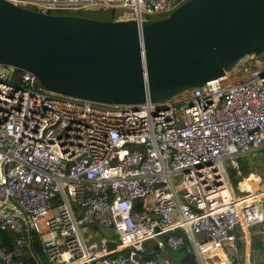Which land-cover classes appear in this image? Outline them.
<instances>
[{
    "label": "built area",
    "instance_id": "built-area-1",
    "mask_svg": "<svg viewBox=\"0 0 264 264\" xmlns=\"http://www.w3.org/2000/svg\"><path fill=\"white\" fill-rule=\"evenodd\" d=\"M9 1L143 19L183 0ZM14 69L0 63V229L14 233L0 264H26L31 233L46 264H139L132 255L146 242L174 249L185 240L197 264H251L230 254L235 227L246 238L263 220L264 184L244 183L237 159L264 144V49L163 102L134 105L59 94ZM92 224L113 228L115 246L86 243L81 227Z\"/></svg>",
    "mask_w": 264,
    "mask_h": 264
},
{
    "label": "water",
    "instance_id": "water-1",
    "mask_svg": "<svg viewBox=\"0 0 264 264\" xmlns=\"http://www.w3.org/2000/svg\"><path fill=\"white\" fill-rule=\"evenodd\" d=\"M263 49L264 0H183L143 19L44 12L0 0V63L31 73L46 90L100 103L163 102ZM97 231L106 248L115 246L108 228ZM132 258L169 264L160 253Z\"/></svg>",
    "mask_w": 264,
    "mask_h": 264
},
{
    "label": "trees",
    "instance_id": "trees-1",
    "mask_svg": "<svg viewBox=\"0 0 264 264\" xmlns=\"http://www.w3.org/2000/svg\"><path fill=\"white\" fill-rule=\"evenodd\" d=\"M103 12H109L106 13L107 17H102ZM52 13H61L54 11ZM64 13H73V14H79L83 16H88L93 18H101V19H110L113 18V12L111 10L106 9H80V10H72V11H64ZM165 14L159 15L163 16ZM18 74L21 73V70L14 69ZM239 160V157H238ZM139 203V200H136V204ZM93 229L96 231L97 234V225H93ZM179 232L178 230L175 231V233ZM249 232V240H250V257L252 260H254L255 264H260V258L263 256L264 252V222L263 220L258 223H254L252 225H249L248 227ZM100 235V234H99ZM234 247L238 250L239 254L231 255L232 261H239L241 260V250L243 248V234L239 226H236L234 229ZM14 233L7 230L0 229V246L3 249H9L11 247V244L13 242ZM30 243L32 248V253H26L22 255V259L26 264H36V261L34 257H36L40 264H46L45 258L43 254L40 251L39 246V239L37 238V235L35 233L30 234ZM150 244V247H147V244ZM148 250V251H146ZM119 252H122L123 254L128 253V249L124 248L119 250ZM141 253H147L152 255H158V253L161 254L163 258L167 260L169 264H197L196 261L193 258L192 250L189 246V243L187 240H185L180 246L171 249L167 246H163L161 248H157L152 242H146L144 244V249ZM35 254V256L33 255Z\"/></svg>",
    "mask_w": 264,
    "mask_h": 264
},
{
    "label": "rangeland",
    "instance_id": "rangeland-1",
    "mask_svg": "<svg viewBox=\"0 0 264 264\" xmlns=\"http://www.w3.org/2000/svg\"><path fill=\"white\" fill-rule=\"evenodd\" d=\"M106 13L108 14L109 12H103L101 16L107 17ZM126 13H127L126 11L124 12L121 11V12H113L112 14L114 16H118L119 14H126ZM237 161H238V166L240 167L241 170L240 171L241 177H244L245 181H247L250 184L251 188H257L260 185L264 184V145L242 154L239 157V160L237 159ZM237 179L239 180V177H237ZM230 183L233 191H236L238 187L236 182L233 181L232 175H231ZM150 203H151V198L147 197L146 204L149 205ZM262 203H264V197ZM263 216H264V209H263ZM109 231L111 238L115 240L117 238L116 232L111 227H109ZM81 233L86 243L90 241H94L97 244V248H100L101 235L97 234L96 231L93 229V224L82 226ZM150 244L151 243L147 244L148 248L150 247Z\"/></svg>",
    "mask_w": 264,
    "mask_h": 264
},
{
    "label": "crops",
    "instance_id": "crops-1",
    "mask_svg": "<svg viewBox=\"0 0 264 264\" xmlns=\"http://www.w3.org/2000/svg\"><path fill=\"white\" fill-rule=\"evenodd\" d=\"M264 145V144H263ZM240 157V156H239ZM244 182L246 183V181L244 180ZM247 184V183H246ZM244 187H247L246 185ZM263 209H264V204H263ZM263 220H264V216H263ZM190 246V245H189ZM148 251V250H146ZM230 252V251H229ZM144 254H147V253H144ZM239 252L238 250L234 247V250L233 252H231L230 256L231 255H238ZM241 260H244V261H249L251 264H255L254 263V260L251 259L250 257V240H249V236L248 237H243V248L241 250ZM264 263V254L263 256L260 258V264H263Z\"/></svg>",
    "mask_w": 264,
    "mask_h": 264
},
{
    "label": "clouds",
    "instance_id": "clouds-1",
    "mask_svg": "<svg viewBox=\"0 0 264 264\" xmlns=\"http://www.w3.org/2000/svg\"><path fill=\"white\" fill-rule=\"evenodd\" d=\"M143 254V253H142Z\"/></svg>",
    "mask_w": 264,
    "mask_h": 264
}]
</instances>
